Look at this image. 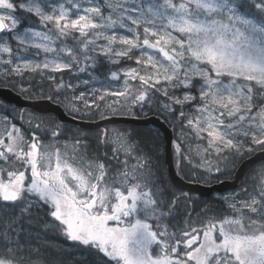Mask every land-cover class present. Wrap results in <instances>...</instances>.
Returning <instances> with one entry per match:
<instances>
[{
    "label": "snow or ice",
    "instance_id": "1",
    "mask_svg": "<svg viewBox=\"0 0 264 264\" xmlns=\"http://www.w3.org/2000/svg\"><path fill=\"white\" fill-rule=\"evenodd\" d=\"M123 59L138 66L110 70L111 80L124 79L123 90L76 93L78 85L55 75L75 70L90 80L98 62ZM27 77L38 78L36 92L73 120L111 123L137 108L161 116L175 134L177 167L187 161L202 169L205 183L264 154V0H0V83L30 95ZM3 121L0 264H50L40 232L33 236L41 228L95 253L98 264H264V170L251 191L222 197L226 211L205 212L198 226L185 212L181 226L178 210L190 196H177L160 174L158 129L143 144L102 129L97 139L113 145V168L88 157L83 132L68 136L60 123L23 110Z\"/></svg>",
    "mask_w": 264,
    "mask_h": 264
},
{
    "label": "rangeland",
    "instance_id": "2",
    "mask_svg": "<svg viewBox=\"0 0 264 264\" xmlns=\"http://www.w3.org/2000/svg\"><path fill=\"white\" fill-rule=\"evenodd\" d=\"M18 15H22L20 13H18ZM30 25H35V19L33 20H25L22 22V24L20 25V28L23 29L27 26ZM36 27L38 28V30H43L42 28H40L38 25H36ZM122 32L124 30H121ZM69 46H71V42H69ZM130 67H138L135 62L133 60H127V59H123L121 60L120 64L118 65H112L110 63H108L106 60H104L102 63L98 62L95 68H90L89 71L91 72L92 76L95 77L94 79H90L89 80V75L88 73H77L75 70L70 71V72H65V73H56L55 75L57 76V78L59 79L61 76L63 77L64 81L67 82H71L72 84L78 85L75 89L76 93H79L81 91H84L86 94H88L90 92L91 89L95 88L98 90H102V89H112V90H123L126 85L124 83V79L122 78L119 81H115V80H111L109 77V72L110 70H116L117 68H130ZM38 79V78H37ZM37 79H34L32 77H27L23 83L25 85V87H28L29 84L32 85V87L29 89V93L37 96V97H41L37 92H36V83H37ZM81 80H89V84L88 85H84L82 83H80ZM16 82L19 85L20 81L19 78H16ZM3 84V83H2ZM4 85V84H3ZM128 87H131L133 90L141 87L139 81H133V80H129ZM53 85L50 84V82L45 81L44 82V93L45 95H52L53 94ZM16 91H19V87L14 88ZM90 98V97H89ZM61 99H63V97H61ZM113 99H116L114 97H106V102L110 103ZM160 99H163L162 97ZM103 106V104L105 102H100ZM9 110V111H8ZM4 111H8L7 113L11 112L13 114H15L16 110L13 107H9L7 104L5 103H0V113L2 114ZM19 111V110H18ZM146 111V110H145ZM147 113H149L148 111H146ZM95 115V113H93ZM3 115H0V132H2L4 130L5 127V123L3 121ZM25 117L27 118V113L25 112ZM45 120H51L54 121L51 117H43ZM13 123H16L15 120L13 121ZM18 127H22L20 124H17ZM23 128V127H22ZM63 129H69L67 126H65ZM107 129H109L110 135H115L116 133H125V134H129L130 133V129L128 127H123V126H110L107 127ZM70 130H72L70 128ZM77 133H80V131H76ZM75 133H72V131L68 132V136H73L76 135ZM101 131L96 132L97 136H99ZM85 133L87 136L88 135L87 132H83ZM162 137V136H161ZM88 138V137H87ZM61 141L64 140V136H61ZM45 144H48L50 141L49 139L45 138L43 139ZM6 143L8 142L7 140L5 141ZM192 140L189 141V143L191 144ZM193 143L195 144L196 142L193 140ZM193 144V145H194ZM161 148L159 149L160 152L158 153L159 156H161L162 159V167H161V175L163 176V174H165V179L168 181L167 179V174H166V168L164 165V157H163V149H164V143L161 144ZM110 147V153L108 155L109 158V162L105 163L106 165H108L109 163H111L112 167L115 168L117 167L116 161L112 158L113 157V145H109ZM63 150V149H62ZM68 150L69 153L71 152V141L69 140L68 142ZM88 157H91L88 155ZM99 158H103V157H99ZM112 158V159H111ZM119 159L123 160L124 159V155L123 153H120L119 155ZM3 161H0V164H2ZM177 165V164H176ZM178 169V167H177ZM262 170H264V166L259 167L257 169H255V171H252V173H250V179L249 181L241 186L239 189L235 190V191H231V192H227L225 194H221V195H216L215 198H218L222 201V204H224V208L222 211H226L227 209V204L223 201L222 197L225 196H236L237 198H239L240 196H243L244 193L241 192V188L243 187H248L249 191L252 190V187L254 184H258L261 179H262V175L261 172ZM179 173L181 176L184 177V175H186L188 177L189 180H194V181H200V182H204V180L207 178V174L202 171L196 170L195 168H193L192 166L187 167L186 165L180 164L179 169H178ZM234 173V172H233ZM233 174L228 177V178H232ZM197 178V179H196ZM210 182L209 183H213L216 182L218 180H216L214 177L209 178ZM222 179H227L225 177H221L220 180ZM219 180V181H220ZM168 185H170L169 181H168ZM169 187L172 188V186L170 185ZM176 193L177 196L180 195L181 192H177L176 190H172ZM190 196V201H184L182 199L181 201V205L179 207L178 210V214H177V219L175 222L177 223H181L182 225V221L187 219V217L185 216V212H191L192 215V219L195 220L196 225H200L203 222V217L205 215V212H207L208 207L205 209L204 208V202L202 201L201 203H203V205H201L199 202L200 197L198 195L195 194H189ZM189 203L193 204L188 210L187 207L185 205H188ZM200 205L201 208H199L197 211L194 210V206L195 205ZM213 208V207H212ZM205 212H204V211ZM222 211H212L209 210L207 212V214H216V213H220ZM197 214H200V218L197 217ZM46 220L50 221L51 218L50 217H46ZM36 231L40 232L41 235V239L39 242V247L41 248V254L44 255L45 253H47V258L50 261V264H91V263H83L81 262L83 258H86L87 254L86 253H75L73 251L72 248H63L61 245H58L56 243H54V240L58 239V237L65 241V238L59 233L58 230H56L55 228H50L47 230L44 229H37L33 231V236H35ZM33 243H35V240H33ZM67 249V252H65L64 250ZM74 253H73V252ZM51 253L55 254L54 256L51 255ZM95 254V253H94ZM98 258V257H97ZM87 262V260H86ZM92 262H96V264H98V259Z\"/></svg>",
    "mask_w": 264,
    "mask_h": 264
},
{
    "label": "water",
    "instance_id": "3",
    "mask_svg": "<svg viewBox=\"0 0 264 264\" xmlns=\"http://www.w3.org/2000/svg\"><path fill=\"white\" fill-rule=\"evenodd\" d=\"M0 98L6 102L19 106L21 108L33 109L42 113H53L60 121L73 124L81 129L96 130L108 124H130L142 126H154L160 130L164 139V163L171 184L178 190L188 193L197 194L201 197H210L215 193H224L236 189L244 182L246 174L259 162L264 161V154L256 153L250 159L245 160L238 165L233 177L230 179H222L213 183H202L183 178L177 171L174 159V151L169 144V140H174V133L165 123L162 117L149 114L147 116H114L112 122L104 120H73L67 114L60 104H54L47 99H27L15 90L0 86ZM99 125V126H97Z\"/></svg>",
    "mask_w": 264,
    "mask_h": 264
},
{
    "label": "trees",
    "instance_id": "4",
    "mask_svg": "<svg viewBox=\"0 0 264 264\" xmlns=\"http://www.w3.org/2000/svg\"><path fill=\"white\" fill-rule=\"evenodd\" d=\"M0 86H4L2 83H0ZM14 89V88H13ZM35 96V95H34ZM162 100V99H161ZM7 104V103H6ZM7 106H8V109H9V107H13V108H15V110L16 111H18V110H23L24 111V113L26 112L27 113V110H24V109H21V108H18V107H15V106H13V105H10V104H7ZM146 111H147V109H145ZM134 111H135V115H142V112H140V110L137 108V109H134ZM149 112V111H148ZM150 114H154L153 112H149ZM47 117V116H46ZM48 117H51V116H49L48 115ZM54 121H55V119L53 118V117H51ZM15 122H16V124H20L23 128H26L27 127V125H24L23 124V122L22 121H20V120H15ZM71 127H69V129L71 128V129H75V130H80V129H78L77 127H74V126H72V125H70ZM68 127V126H67ZM128 128L130 129V136L132 137V138H134L136 141H138V142H141V144H143V143H148V142H150V132H154V131H156L157 129L156 128H153V127H145V126H128ZM72 131V130H71ZM76 131H72V133H75ZM38 134V133H37ZM76 134H77V132H76ZM88 135H90V136H87L88 138V145H89V148H88V151H89V154L87 153V155H89V156H91V157H93V156H96V157H103V158H100V159H102L103 161H104V163H107V162H109V158H108V155H109V153H110V147H109V145H107V146H100L99 145V142H98V139H97V133L96 132H90V133H88ZM45 136V138H47L48 139V136H47V134H45L44 135ZM162 136V135H161ZM161 144H163V138L161 137V141H160V148H161ZM194 143H193V140H192V142H191V145H192V147L194 148L195 147V144L193 145ZM91 152V153H90ZM105 152H107V156H105L104 155V153ZM159 152H160V150H159ZM158 156H159V154H158ZM162 156V155H161ZM161 156H159V160H158V163H159V167H160V172H161V167H162V159H161ZM113 158V157H112ZM111 158V159H112ZM192 160H193V164H197V163H199V157H197L196 156V154H195V152H193L192 153ZM175 162H176V156H175ZM177 164V163H176ZM180 164H183V165H186L187 167H190V166H192L193 167V165H190V164H188L187 163V161H182ZM165 165V164H164ZM262 166H264V161L263 162H261V163H259V164H257L247 175H246V178H245V181H244V183L242 184V185H240V187L241 186H243V185H245L248 181H249V179H250V173H252V171H255V169H257V168H259V167H262ZM194 168V167H193ZM178 169H179V167H178ZM196 170H199V171H202V169H196ZM179 172V171H178ZM161 174V173H160ZM233 174V173H232ZM163 178L165 179V174H163ZM184 178L185 179H188V177L186 176V175H184ZM167 179H168V177H167ZM197 179V178H196ZM166 180V179H165ZM195 180V179H194ZM169 181V180H168ZM197 181V180H196ZM170 183V182H169ZM171 185V184H170ZM169 185V186H170ZM239 187V188H240ZM171 188V187H170ZM173 188V187H172ZM173 190V189H172ZM211 199H208L207 198V200L206 199H204V198H200V204L201 205H203V203H201L202 201L205 203L204 204V208L206 209L207 207H208V210H207V212L209 211V210H212V211H222L223 210V208H224V204H222V201L220 200V199H218V198H215V197H210ZM193 204H191V206H192ZM191 206H189V208L191 207ZM213 207V208H212ZM199 208H201L200 207V205L198 204V205H195L194 206V210L195 211H197ZM204 211V210H203ZM205 212V211H204ZM209 214V213H208ZM54 243H56V244H58V245H61V246H63V245H66L65 243H64V240H62L61 241V239L58 237V239H56V240H54ZM51 255L52 256H54L55 254H53V253H51Z\"/></svg>",
    "mask_w": 264,
    "mask_h": 264
},
{
    "label": "flooded vegetation",
    "instance_id": "5",
    "mask_svg": "<svg viewBox=\"0 0 264 264\" xmlns=\"http://www.w3.org/2000/svg\"><path fill=\"white\" fill-rule=\"evenodd\" d=\"M27 98H41V97H37V96H34L33 94H31L30 93V95H27ZM0 103H5V102H3L1 99H0ZM6 104V103H5ZM66 110V109H65ZM9 111V110H8ZM8 111H4L2 114L0 113V115H3V114H6ZM67 111V110H66ZM28 114H33V115H35V116H40V117H46V116H51V117H53L54 119H55V122H57V123H60L61 124V127L62 128H64L65 126H68V128L69 127H71L70 126V124H65V123H63V122H61V121H59L54 115H51V114H42V113H39V112H36V111H33V110H31V109H27V115ZM73 126V125H72ZM124 127L126 126V125H123ZM74 127H76V126H74ZM110 127V126H109ZM126 127H128V126H126ZM78 128V127H77ZM104 128H106V127H104ZM103 128V129H104ZM72 131H77V130H75V129H72ZM78 131H80V132H87V133H90L91 131H82V130H78ZM96 131H102V130H96ZM41 133L40 132H38V135H40ZM45 135V134H44ZM44 135H42L41 136V138L42 139H45V136ZM91 153V152H90ZM88 154H89V151H88ZM26 175H27V173H26ZM208 199H211V198H208ZM207 200V199H206ZM185 206H188L187 207V210L189 209V206H191V203H189L188 205H185ZM46 219V218H45ZM24 227L25 228H28L29 227V225L27 224V223H24ZM63 240V239H62ZM64 243L66 244V245H63L62 247L63 248H72V246H71V243L70 242H68L66 239H65V241H64ZM73 249V248H72ZM73 251L77 254V253H86L87 254V256H86V258H83V257H81V259H82V261L81 262H83V263H91V264H96V262H92V261H95V260H97L98 258H97V256L93 253V252H89V251H87V250H83V249H81V250H75V249H73ZM72 251V252H73ZM73 252V253H74ZM86 260H87V262H86Z\"/></svg>",
    "mask_w": 264,
    "mask_h": 264
}]
</instances>
